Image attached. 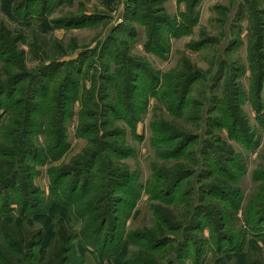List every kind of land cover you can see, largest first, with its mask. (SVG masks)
I'll list each match as a JSON object with an SVG mask.
<instances>
[{
    "label": "rangeland",
    "instance_id": "1",
    "mask_svg": "<svg viewBox=\"0 0 264 264\" xmlns=\"http://www.w3.org/2000/svg\"><path fill=\"white\" fill-rule=\"evenodd\" d=\"M18 1L0 0V50L12 53L10 63L0 59V86L17 81L11 92H0V165L6 161L2 151L22 137L26 114L35 133L22 134L31 141L29 152L34 154L24 152L21 156L24 163L16 165L20 170L16 182L11 174L8 182L2 183L11 184V188H1L0 264L10 257L15 264H117L115 258L107 256L99 262L92 248L83 253L79 243L91 213L76 206L64 207L58 199L62 196L51 192L60 174L64 181L74 178L64 174L71 173L75 161H83L87 152L98 160L88 179L91 192L87 190L83 198L94 190L98 197L107 193L108 176L113 174L126 183L112 194L115 200L104 206L110 208L109 220L119 219L126 240L116 258L120 263L264 264V83L259 97L263 110L259 111L261 107H256V98L250 93L253 77L247 56L248 20L242 22L245 44L230 54L238 61L236 66L244 65L245 72L239 70V78L231 81L227 79L234 70L231 66L226 79L215 78L221 69L219 61L228 57L226 48L233 37L231 20L226 25L218 22L217 17L223 14L216 7L225 6L234 16L244 1L204 0L192 31L168 35L164 57L146 50L148 27L141 18H131L137 34L129 38L135 42L131 53L146 60L160 81L159 89L145 99L140 91L134 92L132 104L138 109L131 119L139 120L135 128L127 122V109L119 102L128 98L120 92L124 82L113 62H105V69L104 62L93 64L90 73L82 76L72 73L67 65L55 69L45 80L42 74L47 72H41L56 59H84L88 56L82 54L85 51L96 52V59L106 53L108 59L113 51H107L108 39L112 30L126 21L127 0H48L49 21L82 18L83 14L103 17L87 19L78 26L59 25L54 30H46L49 21L38 16V6L29 18L24 17L28 14L15 13ZM36 1L34 4L44 3ZM255 2L264 8V0ZM162 5L165 14L172 17L186 10L185 0H165ZM160 27L157 40L164 43L166 29ZM115 34L119 41L128 39L125 31ZM206 35L212 41L201 47L198 43ZM105 70L113 76L112 83L102 79ZM41 84L49 88L47 98L41 94ZM62 84L67 94H62ZM105 103L117 112L105 108ZM92 117L94 124L86 129L90 133H85V122ZM53 122L59 133L66 132L62 133L66 145L61 154L51 147L55 142L51 139ZM224 158L231 162H223ZM174 177V192L163 193L164 197L171 195L169 198L161 197L160 184L172 182ZM31 190L38 191L34 196L40 201L38 213L22 210L23 199ZM12 241L17 243L14 248L8 245ZM15 248L22 253H15Z\"/></svg>",
    "mask_w": 264,
    "mask_h": 264
},
{
    "label": "trees",
    "instance_id": "2",
    "mask_svg": "<svg viewBox=\"0 0 264 264\" xmlns=\"http://www.w3.org/2000/svg\"><path fill=\"white\" fill-rule=\"evenodd\" d=\"M47 1L44 0L43 4H34L37 2L36 0H19L16 2L17 4L14 7L15 13H17L19 16H23L25 14H28L24 17H31L34 13V8L38 6V16H44L45 21L47 20L48 17H46L50 11L49 7L47 6ZM165 0H127V10L125 14V19L126 21L115 27L112 30V34L110 38L108 39V50L113 49V51L110 53L108 59H106V53L102 54L100 59H96L95 55L96 52L88 53L87 51L82 52L85 53L86 58H77L74 60H71L70 62H62L60 59H56L51 62V64L46 65L43 67L41 70L44 71L46 70L47 74H42V78L45 80L48 74L52 75L53 71L55 69H59L62 66H69L71 67V72L78 75L82 76L87 73H90V70L93 66V64L97 63H102L103 68L105 69V64L107 62H113V64L116 66V72L119 71L120 74L122 75L123 78V85L122 89L120 90L121 94L124 95L125 98H128L127 101H125L123 98L119 99V102L121 103L122 106H125L127 109V122L135 128L136 126V121L138 120V117H134L133 121L131 119V114H134L137 112L138 107L134 106L132 103L134 102V92L140 91L141 94H143V98H147V96L151 93H155L160 87V81L158 74L155 70L150 68V66L147 64L146 60L142 59L139 56L132 55L131 53V45L135 44V42L132 40H129V38H135L137 35L134 26L131 24V18L138 17L141 18L142 23L148 27V40L145 43V48L147 51L150 52H155L158 53L161 56H165L167 53L168 48L166 45L169 44L170 41V36L168 38V35L172 36H178L179 33H184V32H190L193 30V27L196 25V23L199 20V7L202 5L204 0H185L186 1V10L181 11L178 16H170L165 14V8L162 5V2ZM244 3L240 4L237 11H235V15L232 16V10H227L225 9V6L220 7L217 6L216 10L218 13H222V16L217 17V21L222 23L223 25H226L228 20H231V32H232V39L230 45L226 48V55L228 57H224L221 62V69L215 74L216 79H223L227 77V71L228 68L231 66H234V70L231 73V78H227L231 81L233 79L239 78L238 77V71L242 70V72H245V67H243V64H240L238 66L235 65L237 60L233 59L230 57V54L232 50H239L244 44V40L242 39V32L245 31L244 27L242 26V22L246 19L249 21V26L247 28L248 33H247V42H248V61H249V69L251 71V76L253 77V86L250 88V93L254 95V103L257 102L256 107L261 109H258L259 111L263 110L261 101H260V95L263 89V83H264V8H261L257 5V2L255 0H243ZM161 3L160 5L158 3ZM26 7H30L28 11L25 13L22 12L23 9ZM225 13H227V16H224ZM13 14V13H12ZM84 17H77L74 16L72 18H67V19H61V20H55V21H49L47 25V29H56L59 25H64V26H73V25H81L83 21H86L87 19L91 20H97V19H103L102 14H96L92 16H87L83 14ZM164 15V16H163ZM179 18V19H178ZM150 20L152 25L150 26ZM131 24V25H130ZM161 25L165 26V34H167V41L162 42L161 38L157 40L158 31L161 29ZM152 27V28H151ZM158 29L157 31L155 29ZM237 29L238 32L235 30ZM119 31H125L126 35H128V39L126 38H120V41L117 39L118 36H116L115 32L117 35L119 34ZM156 32V33H155ZM169 33V34H168ZM207 34V33H205ZM206 38V39H205ZM200 43L202 44L201 47L204 45H208L212 40H210V35H206ZM1 41V40H0ZM2 44V43H1ZM219 44V43H218ZM217 44V45H218ZM132 45V46H133ZM3 50L6 51L4 52L5 54L2 55ZM116 51V52H114ZM90 52V51H89ZM16 54V53H15ZM3 56V57H2ZM12 56V53L10 51L2 48L0 50V59H4L9 61L10 63V58ZM92 58V59H90ZM92 60V61H91ZM230 60L233 61V63L230 62ZM89 62L88 69H85V65ZM106 62V63H105ZM224 65V68H223ZM223 68V69H222ZM86 70V72H84ZM57 70L54 71V73ZM223 71H225L223 73ZM51 72V73H50ZM242 73V74H243ZM109 70H105V73H102V79H106L108 82H113L112 75ZM69 76V75H66ZM242 77V76H241ZM67 78V77H64ZM203 78V77H202ZM188 79V78H187ZM190 80V78H189ZM187 80V82L189 81ZM192 81V80H191ZM17 82V81H15ZM14 82V83H15ZM82 83V81H80ZM117 82V79H116ZM7 84L4 87L0 86V92L3 94L11 92V89L13 88V84ZM44 84V83H43ZM40 85L41 89V94L44 97H48L49 95V88H47V85ZM141 84V86H139ZM10 85V86H9ZM39 84L36 83V87ZM118 85H120L118 83ZM190 85V84H189ZM35 87V90H37ZM189 87V86H188ZM62 94H67L65 91V85L62 84ZM77 88V86H76ZM109 87H106L108 89ZM128 92L126 95L125 92ZM88 90H84V96L87 94ZM0 93V94H1ZM79 95V92L77 93ZM37 95V93H35ZM109 95V92H108ZM31 96V95H30ZM9 101L12 102V95L8 96ZM37 97V96H36ZM29 98V96H28ZM93 96H90V99H92ZM235 99H238V96L234 97ZM65 102V100H64ZM18 103H20L18 101ZM16 103V104H18ZM24 103V101H23ZM62 104V103H61ZM60 104V106H61ZM58 105V108L60 107ZM134 106V107H133ZM105 108L108 110H111L112 112H117V108L113 107V105L105 103ZM64 113H66V108H62ZM27 108H25V111ZM61 114L59 111L57 112ZM95 112H91L90 115L94 116ZM119 114V111H118ZM46 115V114H45ZM58 115V114H57ZM26 118V127H24L21 131L20 134L22 137H18V140H15L12 142V146L8 145L7 148L9 151H7V148L2 151L3 155L6 157V161H3L0 165V197H1V188L3 189H8L11 188V184L9 185H4L2 186V183L8 182V178L10 177L11 174H13L14 179L13 182L17 181V177L20 173V170L17 169L16 165L20 164L21 166L23 165L24 158L21 157L23 156V153H27V155L32 156L33 154L29 152V142L31 141H26L23 134H34L35 132L33 131V128L30 129V124L28 123L29 120V115H25ZM94 117L90 118V120L87 123V127H83V130H85V133H90L87 131V128H90L94 123L93 121ZM59 120V119H58ZM58 120L56 123H58ZM139 121V120H138ZM56 123H52L53 132L51 139L55 141L53 144L51 143V147L53 148V152H56L57 154H61L62 151L65 148L66 145V135H62V133L66 134L65 131H62V133H59L58 130L60 129L59 126ZM59 124V123H58ZM96 124V123H95ZM56 126V128H55ZM55 128V129H54ZM85 128V129H84ZM58 132L59 135L54 134L55 132ZM108 137V136H107ZM87 152V151H86ZM84 157L81 159L83 161H75L74 169L71 173L64 174V176H74V178L70 179L69 181H64L62 178V174L59 175L57 181L54 183V186L51 189L52 194L56 193L62 198H58L61 204L69 209H72L73 207H77L78 209L83 208L85 213H91L89 221H87L85 228L82 231V238L83 240L80 241L79 247H81V250L83 253L89 252L90 248H92L99 257V262H103V260L106 259L105 256L109 257V259H114L117 264H128L127 262L125 263H120L119 261L116 260L118 256L121 254V250L124 249V241L125 238L123 237V231H121L119 228H121V224L118 218H113L109 220V214H110V208H105L104 206L107 205L106 203H109L112 200H115L114 197H112V194L115 195L116 188H124L126 183H121V180L118 179L119 177L116 174H113L112 176H108L109 181V189L107 193H104L103 196L98 197L96 190L89 195L86 198H83L85 194L87 193V190L91 192L90 188V180H88L90 177V173L93 172L94 167L97 164V158L92 159L93 157L89 152L85 153ZM39 157V155H38ZM37 158V155L34 157V159ZM225 163L231 162L230 160H222ZM233 162V161H232ZM16 167V168H15ZM76 170V171H75ZM12 172V173H11ZM85 174H88L85 176ZM109 175V174H108ZM167 177H170L167 176ZM171 178V177H170ZM165 180V179H164ZM175 180L172 178V182L166 181L165 183H161L159 190H161V197H164L163 193H173L174 189L172 187V183ZM115 188V189H113ZM114 192V193H111ZM38 194L37 190L27 192L26 197L23 199L22 202V210L25 212H40V201L36 200L34 196ZM30 196H33V200L31 199ZM168 195L164 198H169ZM54 197V195H53ZM99 198V199H98ZM113 198V199H112ZM90 199V200H89ZM107 199H110L109 202H107ZM1 202V198H0ZM106 202V203H105ZM12 206V203H9L8 210ZM85 207V208H84ZM5 208V207H3ZM42 209V208H41ZM74 209V208H73ZM118 212V211H117ZM117 214V213H116ZM80 238V237H79ZM78 238V239H79ZM131 238V235H130ZM75 239V237H74ZM127 239V238H126ZM167 240V237L164 238ZM62 241L65 243L67 242V238L62 237ZM169 241V239H168ZM16 242L12 241L9 243L10 248L16 247ZM154 249L157 248V246L153 247ZM16 250V252H15ZM14 252L19 253L22 251H19L15 248ZM10 253V252H9ZM3 259V258H2ZM13 257L10 258H5L3 261H1V264H15ZM74 264V263H70Z\"/></svg>",
    "mask_w": 264,
    "mask_h": 264
}]
</instances>
